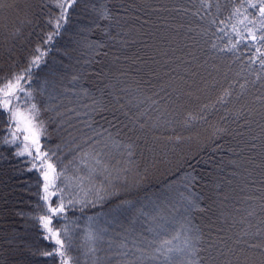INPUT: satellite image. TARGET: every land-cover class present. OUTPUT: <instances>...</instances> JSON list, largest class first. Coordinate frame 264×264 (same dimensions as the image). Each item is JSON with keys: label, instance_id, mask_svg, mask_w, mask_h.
Wrapping results in <instances>:
<instances>
[{"label": "trees", "instance_id": "trees-1", "mask_svg": "<svg viewBox=\"0 0 264 264\" xmlns=\"http://www.w3.org/2000/svg\"><path fill=\"white\" fill-rule=\"evenodd\" d=\"M3 2L5 7L2 11L0 9V15L5 18L12 16L13 11L7 10L6 6L9 1ZM40 2L41 0H32V4ZM240 2L241 0H208L209 6L204 7L201 0H107V5L116 18L99 20L100 28L90 34V39L106 42L108 46L100 51L107 52L108 55L96 56L97 63L87 69H81L76 63L78 59L83 61L85 58L79 54V47L75 52L72 48L74 41L78 39L75 35L77 28L87 24L91 16L89 20L81 18V7L77 5L67 25L68 31L54 42L48 66L37 70L43 79L48 68L53 65L60 68L62 62L64 67L61 75L64 79L56 84L61 90L69 89L57 96L56 100H50L47 92L43 96H36L37 101L49 108L43 119L51 121L49 135L41 138L42 145L52 149L60 145L57 156L61 163L68 165V161L76 157L74 163L79 164L83 153L92 151L89 147L91 141L84 143V138L93 136V131L101 132V125L107 127L98 116L94 117L98 124H94L91 130L81 123H91L89 117L83 115L89 111L83 105L90 104L91 101L81 95V88L95 92L96 88L103 87V83L112 79L107 76L101 83L97 76L91 74L93 71L103 70L106 74H118L121 71L127 73L120 77L123 83L119 87H129L130 92L135 95L134 89L139 83L145 90V95L158 93L153 98L160 102L152 107L146 104L141 108L145 115L140 120L142 123L146 122L147 127L129 134L137 145L131 159L140 165L141 172L146 167L149 169V179L142 188L126 193L121 198L139 199L151 211L152 205L145 197L155 201L157 195L164 193L168 184H172L177 192H184V178L195 177L189 190L194 196L203 197L200 206L208 210L191 211L188 213L189 217L193 224L202 227L211 224V229L204 227V231H211L215 238H222L231 245L240 228L244 227L240 223L241 217H246V210L257 207L258 201H249L246 197L264 194L261 191L264 186V136L261 135L260 127L264 124V86H261L262 81L256 80L260 65L258 61L249 64V59L255 55L254 48L249 50L241 44L238 49L228 50L229 39L232 43L236 42L232 25L237 24L242 29L243 25L237 22L247 15L243 8L240 16L232 15L233 9L239 7ZM248 19L252 17L249 16ZM213 20L216 23H212ZM28 32H33L30 42L18 41V67L25 66L24 57L31 54L33 46L40 40V36L36 34L40 32L39 27L34 30L26 29L25 36ZM108 36L115 39H108ZM20 44L24 46L20 47ZM214 44L216 47H213ZM140 46L146 48L149 55L145 56ZM64 52L71 55L64 56ZM0 69V76L16 70L10 62L4 60H0ZM85 71L89 75L84 76ZM77 73L81 74L82 79L73 84L70 82L71 77ZM252 81L256 83L253 84ZM241 85L244 87L241 88ZM32 87L37 88L38 84L33 83ZM225 89L232 95L227 98L226 103H218V97ZM160 97L164 99L160 100ZM126 101L127 97L121 102ZM55 104L59 106L53 109ZM205 105L208 107L205 108ZM20 106L26 107L23 103ZM69 108H75L80 115L66 113ZM57 112L62 115L58 116ZM189 113L203 118L190 119ZM153 121L158 122L159 127H153ZM69 124L73 127H69ZM220 129L224 131H219ZM5 136H8V113L0 109V264H58L51 257L13 251L8 244V240L15 237L17 240L23 238L33 252L52 248V242L42 239L43 230L35 219L43 214L36 207L38 203H42L39 200V195H43L42 177L35 169L30 172L21 171L30 167L28 158L14 156L16 146L4 144L2 141ZM177 137L180 139H176ZM93 139L101 140L94 147L97 151L103 149V163L110 168L126 165L129 157L123 146L115 148L109 144L108 148H104V144L109 143L106 137ZM123 139L128 143L127 137ZM60 166L58 163V171ZM90 166L100 170V166L94 165L91 157H88L85 164L79 165L80 175L86 176ZM68 168L71 173L72 165ZM57 184L63 187L59 181ZM80 195L83 196V193ZM171 195L176 197L177 193L173 192ZM68 198L65 195V200ZM52 201L55 204L57 197H53ZM107 211V207L97 205L95 208L85 209L82 214L77 206L70 208L67 216L70 220H76L82 230L88 223L87 216ZM107 218L102 216V220ZM249 220L256 223L255 217H246V222ZM63 223L64 220L53 221L55 226ZM100 226L105 225L101 223ZM128 226L127 223L123 225L124 228ZM135 227L140 230L141 227L155 225L141 219ZM177 227L178 223H174L168 233L163 235L170 237ZM81 230L78 232L82 236ZM114 232H123V229L109 226L108 236L99 245L102 250L97 256L104 257L108 239ZM145 234L152 237L151 233ZM248 239L255 242L251 237ZM212 243L216 248L222 247L218 239H213ZM212 251L214 253L215 248ZM80 264H91V257L86 260L80 254Z\"/></svg>", "mask_w": 264, "mask_h": 264}, {"label": "snow or ice", "instance_id": "snow-or-ice-1", "mask_svg": "<svg viewBox=\"0 0 264 264\" xmlns=\"http://www.w3.org/2000/svg\"><path fill=\"white\" fill-rule=\"evenodd\" d=\"M201 4L204 7L209 6L208 0H201ZM77 5L81 7V18L89 20L91 16L87 24L77 28L75 35L78 39L74 41L72 48L75 52L77 46L79 47V54L85 58L83 61L78 59L76 63L81 69H87L90 65L97 63L96 56L108 55L107 52L100 51L108 46L106 42L90 39V34L100 28L99 20L116 18L109 9L107 0H41L39 4L27 3L26 0L23 8L19 4L9 5L13 9L12 16L5 18L0 15V60L10 62L16 69L0 76V109L8 113V136H5L2 142L16 146L14 156L28 158L30 167L21 171L30 172L35 169L42 177L43 195L38 194L42 203H38L36 207L43 214L35 219L43 230L42 239L52 242L51 250H41L37 253L32 251L31 246L23 238L17 240L13 237L8 240L12 250L19 251L21 254L27 252L30 255L51 257L57 260L58 264H80V254L84 255L86 260L91 257V264H264V194L246 197L249 201H258L255 209L246 210V217H255L256 223L253 224L250 220L246 222V217H241L240 223L244 227L240 228L231 245L222 238H215L211 231L207 233L204 231V227L211 229V224L202 227L193 224L189 217L188 213L191 211L206 212L208 210L200 206V200L203 197L194 196L189 190L195 177L184 178V192H177L172 184H168L164 193L157 195L155 201L145 197L152 205L151 211L147 210L148 206L139 199L121 198L126 193L142 188L149 179V169L146 167L141 172L140 165L131 159L137 145L129 134H135L138 130L147 127V123H142L140 120L145 115L141 108L146 104L152 107L160 102L153 98L158 93H153L151 96L145 95V90L139 83L134 89L135 95L130 92L129 87H119L118 85L123 83L120 77L126 76L127 73L121 71L118 74L111 72L106 74L103 70L93 71L91 74L97 76L101 83L107 76H111L112 79L103 83V87L96 88L95 92L81 88V95L88 97L91 101L90 104L83 105L84 108L89 109L83 115L88 116L91 123H81L91 130L94 124H98L94 118L98 116L107 124V127L101 125V132L93 131V136L84 138V143L91 141L89 147L92 151L84 152L79 164L74 163L76 157L69 160L68 165L62 164L57 156L60 145H57L55 149L42 145L41 138L49 135L48 127L51 121L46 122L43 119L49 108L44 106L43 102L37 101L36 96L37 94L43 96L47 92L50 100H56L57 96L68 92L69 89L61 90L56 84L57 81L64 79L61 75V69L64 67L62 62H60V68L55 65L48 68L43 79L40 78L37 70L48 66V58L54 51V42L68 31L67 25ZM4 7L3 0H0V9ZM242 8L247 15L237 23L243 25V28H239L237 24L232 25L236 42L232 43L229 39L228 50L238 49L241 44L249 50L254 48L255 55L249 59V64L259 62L260 72L256 73V80L262 81L261 86H264V51H262L264 49V0H241L239 7L233 9L232 15L240 16ZM249 16L252 19H248ZM212 23L216 21L213 20ZM37 27L40 28V32L36 33L40 36V40L33 46L31 54L24 57L25 66L18 67V41L30 42L29 38L33 32H28L25 36V30L28 28L34 30ZM45 28L50 30L45 31ZM105 34L107 35L106 29ZM108 39L114 40L115 37L108 36ZM23 46L20 44V47ZM213 47L216 45L214 44ZM63 55L68 56L71 53L64 52ZM83 75L87 76L89 73L85 71ZM81 79V74L77 73L71 77L70 82L75 84ZM33 83H37L38 87L33 88ZM252 83L255 84L256 81ZM243 87L244 85H241V88ZM231 95L232 93L225 89L217 102L226 103ZM125 97L127 101L122 103ZM163 99L164 97H160V100ZM21 103L26 107L22 108ZM58 106V104L53 105V109ZM207 107L205 105V108ZM66 113L80 115L75 108L67 109ZM57 115L62 114L57 112ZM189 118L202 119L203 117L189 113ZM152 126L159 127V123L153 121ZM69 127L73 125L69 124ZM260 127L261 135L264 136V124ZM101 136L106 137L109 142L104 144V148H108L111 144L112 147L123 146L126 149L129 159L125 166L110 168L108 164L102 162L103 149L97 151L94 147L100 144L101 140L93 139V137ZM123 137H127L128 143H125ZM252 147L254 148L255 145ZM88 157H91L94 165L100 166V170L90 166L86 176L80 175L79 165L85 164ZM58 163L61 165L59 171ZM155 164L154 160L153 166ZM69 165L73 168L71 173H69ZM57 181L63 187L58 186ZM261 191L264 193V186ZM173 192L177 193L176 197L171 195ZM81 193L83 196L80 195ZM65 195L69 197L67 200ZM53 197H57L55 204L52 201ZM97 205L107 207V213L87 216L88 223L82 230L76 220H70L67 216L70 208L79 206L83 214L85 209L95 208ZM102 216L108 218L102 220ZM141 219L151 221L155 227H141L137 230L135 225ZM54 220H64L65 223L55 226ZM101 223L105 226L101 227ZM125 223L129 225L127 228L123 227ZM174 223H178L179 227L175 228L170 237H165L163 234L168 233ZM113 225L122 228L123 232H114V235L108 239L107 250L101 258L96 255L102 250L99 245L105 242L109 226ZM78 230L83 232L82 236ZM145 233H151L152 237ZM249 237L255 242H250ZM213 239H218L222 247L216 248L212 243ZM205 244L206 247L203 246ZM73 253L78 254L73 255Z\"/></svg>", "mask_w": 264, "mask_h": 264}, {"label": "rangeland", "instance_id": "rangeland-1", "mask_svg": "<svg viewBox=\"0 0 264 264\" xmlns=\"http://www.w3.org/2000/svg\"><path fill=\"white\" fill-rule=\"evenodd\" d=\"M8 1H9V2H8V5L6 4V6L8 7L7 10H9L10 12L13 11V9H12L11 7L9 8V4H10V3H11V5H12V3H13V4H19V6H25V3H26V0H8ZM27 3H32V0H27ZM1 11H2V9H1ZM150 33L153 34L154 32H150ZM140 50H141V51H144L145 56L149 55V53H148V51L146 50V48L140 46ZM96 79H97V78H96Z\"/></svg>", "mask_w": 264, "mask_h": 264}]
</instances>
